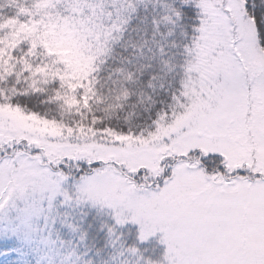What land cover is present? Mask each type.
<instances>
[{"label":"snow or ice","instance_id":"snow-or-ice-1","mask_svg":"<svg viewBox=\"0 0 264 264\" xmlns=\"http://www.w3.org/2000/svg\"><path fill=\"white\" fill-rule=\"evenodd\" d=\"M6 6L15 11L0 4V264H264V0ZM133 20L151 41L117 69L118 94L108 91L117 103L134 94L129 85L149 101L165 93L146 128L118 131L93 114L41 136L13 119L58 123L15 101L41 84L92 114L99 64ZM65 30L79 66L58 50ZM163 57L175 69L160 77Z\"/></svg>","mask_w":264,"mask_h":264},{"label":"trees","instance_id":"trees-1","mask_svg":"<svg viewBox=\"0 0 264 264\" xmlns=\"http://www.w3.org/2000/svg\"><path fill=\"white\" fill-rule=\"evenodd\" d=\"M152 2L154 3L155 0H152ZM164 2L165 0H160L161 7H163ZM0 4H5L3 8L5 15L14 14L15 9L7 7L6 0H0ZM149 7L151 8V3ZM143 14L141 10V15ZM122 35L123 39L120 42L110 45L113 50L104 57L108 62L99 64L100 71L96 73L99 79V84L96 85L98 94L96 99L92 101L93 113L86 114L87 123H90L94 114L105 127L118 131H128L129 129L139 131L141 128H146L151 122L153 109L156 106L153 101L163 100L165 93H161L158 90L153 95L152 101H149L147 94L141 96L136 87L129 85L130 91L134 94L130 95L128 100L117 103L109 97V88L114 89L112 96L119 92V85L113 84V81L122 79L117 73V69L127 68L130 59L134 60L140 55L142 50L146 52L145 41H151V33L149 32L146 35L145 26L139 24L136 20H133L127 27V31ZM177 39L179 38L177 37ZM170 55L171 50L169 51ZM154 68L160 77H164L166 74L171 75L175 69V61H169L167 57H163L160 58V62ZM145 71L150 72L152 69H145ZM109 76L112 77L111 80L108 79ZM160 82H153L157 89ZM9 86H16L21 89L26 87L24 83L16 84L15 80L11 81ZM39 87L42 89L41 91L33 92L28 89L27 95H18L15 97V101L22 105L26 111L37 112L41 116L46 117L47 120L64 123L77 120L75 109H69L61 101L53 98L54 92L50 85H41Z\"/></svg>","mask_w":264,"mask_h":264},{"label":"rangeland","instance_id":"rangeland-1","mask_svg":"<svg viewBox=\"0 0 264 264\" xmlns=\"http://www.w3.org/2000/svg\"><path fill=\"white\" fill-rule=\"evenodd\" d=\"M99 11V10H98ZM54 38L59 41L58 43V50L62 51V53L70 58V62L74 63L76 66H79L80 60L77 54L76 45L73 41V34L67 30L60 33L58 36L54 35ZM44 86L43 84H41ZM41 85H38L41 86ZM27 88L28 86L24 84ZM76 111V110H75ZM87 114V113H86ZM85 116H78L77 120L73 122L64 123L61 121H57V124H50L38 119H29L25 118L18 113H12V117L14 120L17 121L22 127L26 128L29 131H37L41 136H56L61 137L64 135V130L60 127V125H67L69 128L75 127L78 124H88L87 123V115ZM51 121V120H48ZM68 138H72L71 134L69 133Z\"/></svg>","mask_w":264,"mask_h":264}]
</instances>
